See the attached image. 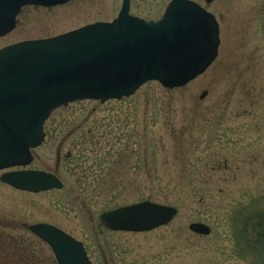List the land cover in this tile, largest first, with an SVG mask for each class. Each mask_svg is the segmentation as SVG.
Masks as SVG:
<instances>
[{
  "label": "rangeland",
  "instance_id": "374dc122",
  "mask_svg": "<svg viewBox=\"0 0 264 264\" xmlns=\"http://www.w3.org/2000/svg\"><path fill=\"white\" fill-rule=\"evenodd\" d=\"M169 1L131 0L130 14L156 20ZM192 1L219 24L216 60L183 88L149 82L120 100L56 109L25 169L64 186L30 193L0 180V264H55L28 229L41 222L81 241L93 264H264V0ZM121 4L24 8L0 47L111 21ZM143 201L177 214L148 232L100 224L102 213ZM193 222L210 234L191 232Z\"/></svg>",
  "mask_w": 264,
  "mask_h": 264
},
{
  "label": "water",
  "instance_id": "95a60500",
  "mask_svg": "<svg viewBox=\"0 0 264 264\" xmlns=\"http://www.w3.org/2000/svg\"><path fill=\"white\" fill-rule=\"evenodd\" d=\"M68 1L0 0V35L14 29L22 6ZM129 10L130 0H123L111 22L0 50V171L32 163V150L43 143L44 124L56 109L78 101L119 100L149 82L182 88L217 58L219 24L197 2L171 0L158 20L132 16ZM0 180L32 193L63 187L56 175L40 170L5 172ZM176 214L172 206L143 201L104 212L99 221L113 231L148 232L167 225ZM29 230L51 247L58 264H92L82 244L60 229L37 223ZM189 230L211 232L199 222L191 223Z\"/></svg>",
  "mask_w": 264,
  "mask_h": 264
},
{
  "label": "flooded vegetation",
  "instance_id": "af4514ba",
  "mask_svg": "<svg viewBox=\"0 0 264 264\" xmlns=\"http://www.w3.org/2000/svg\"><path fill=\"white\" fill-rule=\"evenodd\" d=\"M27 7H39V6H23L20 10H19V12H18V14H17V16H16V26H15V28L12 30V31H10V32H8V33H6V34H4V35H1L0 36V38H4V37H7L10 33H12L15 29H16V27H17V24H18V17H19V15L22 13V11L24 10V8H27ZM27 40V39H26ZM23 41V40H22ZM17 42H20V41H17ZM17 42H13V43H9V44H5V45H3V46H1L0 47V49H2V48H5V47H7V46H10V45H12V44H15V43H17ZM11 171H15V170H22L21 168H15V169H10ZM82 245H83V247H84V250L86 251V253H87V250H86V247H85V245L82 243ZM87 256H88V258H89V255H88V253H87ZM90 259V258H89ZM55 264H58L57 263V260L55 259Z\"/></svg>",
  "mask_w": 264,
  "mask_h": 264
}]
</instances>
